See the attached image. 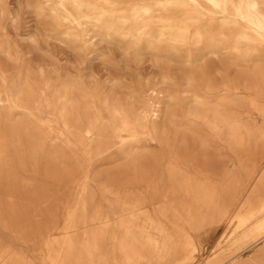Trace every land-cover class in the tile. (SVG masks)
I'll return each mask as SVG.
<instances>
[{"label": "rangeland", "instance_id": "1", "mask_svg": "<svg viewBox=\"0 0 264 264\" xmlns=\"http://www.w3.org/2000/svg\"><path fill=\"white\" fill-rule=\"evenodd\" d=\"M118 2L123 6L129 0ZM54 15L46 0H0V258L5 264H51L60 251L65 264H117L121 258L111 249L112 239H99L96 250V233L110 225L96 216L130 219L125 202L140 208L145 236L162 243L165 236L152 222L162 223L172 240L165 253L139 247L132 264H205L220 253L264 264V239L257 240L264 213L231 227L225 217L190 224L173 208L162 213L167 204L179 208L191 200L171 178L174 168L213 181L229 210L245 188L243 201H249L254 184L247 183L246 168L264 156L259 134L264 131V50L243 47L240 52L227 36H220L215 47L206 41L174 42L159 37L156 24L152 39L142 38L137 25L121 22L108 33ZM130 28L132 33L125 34ZM113 104L139 113L157 105L159 114L151 118V129L128 144L113 143L107 127L108 144L96 154V136L86 129L96 111L107 117ZM211 107L226 114L219 111L218 125L210 122ZM236 118L243 134L237 143L229 132ZM80 193L85 203L74 212ZM190 236L196 252L184 239ZM65 237L72 242L57 248Z\"/></svg>", "mask_w": 264, "mask_h": 264}, {"label": "bare ground", "instance_id": "2", "mask_svg": "<svg viewBox=\"0 0 264 264\" xmlns=\"http://www.w3.org/2000/svg\"><path fill=\"white\" fill-rule=\"evenodd\" d=\"M46 3H48L52 7L53 12L55 14V19H63L69 23L77 25L78 27L83 24H93L95 27L97 26L100 29L106 30L109 33L111 31L118 30V27L116 25L118 22H121L123 24H129L131 26L137 25L138 29H140V34L143 35L142 38L145 37L146 39H152L153 37H155L153 31L156 28L154 24H156L158 36L164 39L172 40L174 42L191 43L192 41L195 44H199L206 41L211 47H215L218 44V39L220 36H227L228 39H231L233 44L232 46L239 51L240 49L243 50V47H246L245 49L248 51L249 49L251 51V49L258 50L260 48L261 51L264 50V0H129L128 4L123 6L119 4L118 0H46ZM219 15L221 17L217 19ZM196 16L199 17L198 20L196 19ZM203 18L208 19L209 25H205L204 27H202L199 24V20ZM131 33V28L125 31V34ZM221 97L225 98L224 96ZM218 101L220 100L218 99ZM218 101L215 102L217 106V103H219ZM198 102H200L202 105L205 103V99L203 101V98H198ZM229 102H231L230 98L228 103ZM253 102L256 101L254 100ZM200 103H198V105ZM213 106L214 105H212V107ZM221 106L225 107V105ZM202 107L204 106L202 105ZM106 110L108 112L107 117L104 115V112L96 111V118L94 119V122L86 129L85 132L89 136H96V154L99 153V151L104 147V145L108 144V138H106L107 127H111V129L113 130V143H118L120 145L128 144L135 141L142 134V131L151 129V118L157 117L159 114V107L157 105H154L151 109H146L145 111L140 113L135 109H127L118 104L108 106ZM215 110V113L211 116L212 118L210 119V122L218 125L223 110ZM219 111H221L222 113ZM228 112L229 114H231L229 110ZM224 117L223 119H226ZM115 118L119 119V124H115ZM232 120L229 122L231 123L229 132L230 135L235 137V142L237 143V141H240V138L242 139V137H239L240 134L243 135L240 131L241 128H239V124L237 123L240 121V119L239 121H236L238 120L236 118L235 120H233L234 122ZM59 134L61 136L66 135L65 131L63 130H60ZM259 134L261 135L260 137L264 138V131ZM205 147H207V145ZM170 174L171 178L175 179L176 181H179L180 189H177L183 194V196L185 195L186 197H190L191 200L189 199L190 201L188 204L185 202L186 205H183L181 203V207L178 208V205L176 204V200L178 198L176 197L175 204L177 206H175L174 203L171 207H169L171 203L169 204V206L167 204L168 207L163 206L164 208L162 209V213L164 215H167L173 209L174 211L178 210L179 212H181V214L183 213V215H186V217L189 218L187 219V221L190 224L197 223L199 222V220L202 221V219H205L208 216H217L220 218V220L225 217L227 221L226 226L231 227L243 221L247 216H250L255 212L262 214L264 213V156L263 158L257 159L248 168H246V177L248 179L247 183L250 185H254L251 186L253 188L251 189L250 195L248 197L249 201H243L245 192L249 190L248 188H245L244 191L239 193L240 198L234 210H229L227 208L225 203V194H219V190L216 187L217 185L215 186L214 183L212 184L213 181L210 183L208 182V180L205 179H203L202 181L195 179L194 176L187 177V174L183 175V171L178 170L177 168H174ZM236 181L239 182L238 179ZM185 185L188 186L186 189L184 188ZM81 193L79 199L72 205V209L74 212L82 204L85 203V199L84 197H82ZM114 202L116 204L117 201L114 200ZM127 203L128 202H125L124 204L122 203L123 211H129L133 213L130 219L121 218L120 220H116L117 222H113L114 220L112 221V219L109 217V215H106V213L97 214L96 219L98 221H101L103 223H110V225L104 227L101 231L96 233V250L99 249L97 246L99 239H112L113 244L111 245V249L115 253L118 252L119 258H121L119 259L117 264H132L131 262L133 259V253L137 249H139V247L144 249L151 247L154 253L168 252L171 248L169 242H171L172 240H170V237L165 234L166 229L162 226L163 224L161 223L160 225L152 222V225L155 227V229L160 234L165 236V240L159 244L152 237L144 235V226L140 224L141 221L139 222L138 220L140 213L138 211L140 210V208L136 206H134L133 208L128 207L129 205ZM150 214L151 213L147 215L151 216ZM117 215L119 216L118 213ZM170 219H173L172 216ZM201 223L202 222L199 223V227L201 226ZM71 227H73V224L69 223L68 221L66 230L69 231L68 229H70ZM191 227H189L190 230ZM256 230L258 231V229ZM73 232L74 231H72V233ZM192 238L193 237L190 236L187 237V239H184L187 240L186 242L188 248L192 247L193 251H195L197 250V245ZM262 239H264V224L257 240ZM48 240H50V242H55L54 239L48 238ZM71 242L72 240H69V238L65 237L63 240L56 242V247L62 249V246ZM217 245L215 246V248H217ZM61 252L62 251L51 257V264H65L64 254ZM168 254H170V252ZM147 257L148 256L146 255L145 258L147 259ZM263 258L264 252L260 255V259ZM0 259L1 262L5 261L2 257ZM258 262V258L249 259L248 261H240L236 259V255L234 254L220 253L205 261V264H258ZM5 263L6 261L4 262V264Z\"/></svg>", "mask_w": 264, "mask_h": 264}]
</instances>
